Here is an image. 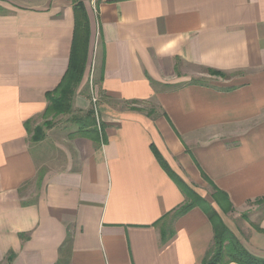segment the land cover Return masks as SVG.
Listing matches in <instances>:
<instances>
[{
	"label": "crops",
	"instance_id": "obj_1",
	"mask_svg": "<svg viewBox=\"0 0 264 264\" xmlns=\"http://www.w3.org/2000/svg\"><path fill=\"white\" fill-rule=\"evenodd\" d=\"M79 1L90 38L73 114L93 93L95 134L52 127L33 143L24 124L68 67L72 1L0 0V264H201L213 231L199 208L161 242L185 198L158 157L234 212L264 199V0ZM224 224L264 258V233Z\"/></svg>",
	"mask_w": 264,
	"mask_h": 264
},
{
	"label": "trees",
	"instance_id": "obj_2",
	"mask_svg": "<svg viewBox=\"0 0 264 264\" xmlns=\"http://www.w3.org/2000/svg\"><path fill=\"white\" fill-rule=\"evenodd\" d=\"M71 1L74 16V30L68 67L55 89L45 94L47 105L42 113V119L44 120L42 125L35 126L31 129L32 120L26 121L24 124L26 132L31 134L30 140L33 143L41 142L45 137V131L52 128L53 124L50 119H54L62 115H74L73 98L77 88L83 81L87 68L90 38L89 20L84 5L79 0ZM207 73L210 75L222 76L221 73L211 70H208ZM93 116L94 112L91 108L86 115L79 116L83 119L82 121H79L80 118L76 120L74 116L71 120L74 122L77 121L76 125L80 134L91 137V134H95V131L90 130V128L95 125V118ZM91 139H94L96 143H100V140L95 139L94 137ZM158 159L160 165L178 186L185 198L183 204L174 209L171 214H168L161 220V222L163 221L160 228L161 242H165L166 239L173 234L172 222L176 218L197 207L207 216L213 231L211 245L205 252L201 264H264V258L251 254L225 226L218 213L208 202H206L180 178L173 174L161 158L158 157ZM202 178L211 187V198L219 212L224 215L231 213L233 211V207L227 196L219 191L203 174ZM255 202L263 203L264 199ZM166 219L167 222H164ZM254 229L257 232L264 233V230H261L256 226H254Z\"/></svg>",
	"mask_w": 264,
	"mask_h": 264
},
{
	"label": "rangeland",
	"instance_id": "obj_3",
	"mask_svg": "<svg viewBox=\"0 0 264 264\" xmlns=\"http://www.w3.org/2000/svg\"><path fill=\"white\" fill-rule=\"evenodd\" d=\"M89 99H91V96L89 95ZM76 120L80 118L79 121H82L81 117L79 115H73ZM72 114L68 115H62L58 116L57 118L50 119L52 122V127H58L61 128L60 134L62 137L68 138L71 133L74 132V129H76L77 121L71 120L73 117ZM37 126L42 125L44 122L43 119L34 121ZM74 134V133H73ZM52 157H56V155L51 154ZM59 158V156L57 157ZM43 159V157H42ZM192 188L195 190L196 193L200 194L206 202H208L212 208L218 213L222 221L226 222L228 226H230L235 231H241L242 233L245 232V234L248 232L249 228H254L255 224L258 222V218L260 215L264 213V204L263 203H257V202H249L244 208L240 209L239 211H232L231 213L224 215L216 208V206L213 203V200L211 198L212 190L208 185L201 184V185H193ZM231 232V231H230ZM232 233V232H231ZM233 234V233H232ZM234 235V234H233Z\"/></svg>",
	"mask_w": 264,
	"mask_h": 264
},
{
	"label": "built area",
	"instance_id": "obj_4",
	"mask_svg": "<svg viewBox=\"0 0 264 264\" xmlns=\"http://www.w3.org/2000/svg\"><path fill=\"white\" fill-rule=\"evenodd\" d=\"M91 104H92V109L95 115H97V99L95 95L92 93L91 94Z\"/></svg>",
	"mask_w": 264,
	"mask_h": 264
}]
</instances>
